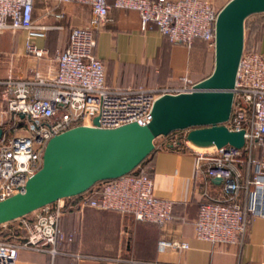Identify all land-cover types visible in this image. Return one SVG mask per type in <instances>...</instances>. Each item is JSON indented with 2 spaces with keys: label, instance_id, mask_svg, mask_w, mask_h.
<instances>
[{
  "label": "built area",
  "instance_id": "obj_1",
  "mask_svg": "<svg viewBox=\"0 0 264 264\" xmlns=\"http://www.w3.org/2000/svg\"><path fill=\"white\" fill-rule=\"evenodd\" d=\"M35 1L0 0V101L4 105L0 113H8L12 124L19 123L13 126L12 137H0V199L25 190L28 179L42 167L47 142L54 135L78 125L95 126L96 118L103 128L132 122L146 125L153 119L157 99L167 93L194 91L198 83L185 77L183 85L173 87L109 85L106 65L95 53V30L107 22L110 2L59 0L90 5L93 26H73L68 46L52 55L34 40L46 36L50 28L36 24ZM114 6L139 11L143 29L154 23L173 43L191 47L200 39L215 50L216 20L221 8L213 0H115ZM6 31L13 35L27 33L23 50L6 51ZM233 90V110L225 124L233 130H246L243 147H199L187 140V130L173 140L185 142L194 150L198 176L224 181L226 197L206 194L200 200L195 233L199 239L227 244L243 243L254 217L264 216V155H255L257 149L264 154V53L246 32ZM239 165L245 167L244 179ZM241 190L247 192L244 204L237 202ZM79 195H83L80 205L131 213L137 220L161 226L173 220L174 201L155 194L154 179L145 163L120 177L99 181ZM71 197L0 224V264H17L22 249L49 252L53 257L70 255L68 247L61 245L71 243L74 235L65 233L61 221ZM163 242L176 250L190 247L178 238ZM74 256L83 257L80 253ZM118 260L155 264L133 258Z\"/></svg>",
  "mask_w": 264,
  "mask_h": 264
},
{
  "label": "crops",
  "instance_id": "obj_2",
  "mask_svg": "<svg viewBox=\"0 0 264 264\" xmlns=\"http://www.w3.org/2000/svg\"><path fill=\"white\" fill-rule=\"evenodd\" d=\"M108 1L111 4L108 20L95 30V53L106 65L109 85L173 87L183 85L185 77L196 83L212 73L213 54L203 41L198 40L191 47L173 43L154 23L143 29L139 11L118 8L114 6L115 0ZM228 1L213 0L219 8ZM58 13L63 16L58 17ZM257 15H264V12ZM92 18V8L87 4L36 0L34 20L36 24L50 28L46 36L34 40L53 55L57 49L68 46L73 26L91 27ZM249 28L258 49L264 53V18L253 19ZM4 37L12 43L9 50L19 51L23 50L27 33L22 31L13 35L6 31ZM3 109L4 106L0 111ZM0 127L2 136L10 138L14 134L13 127H5L2 122ZM168 137L156 139L155 151L146 164L154 179L155 194L174 201L171 222L161 226L137 220L131 213L80 205L83 195L74 196L68 199L67 212L61 221L65 233L74 235L71 243L61 245L68 247L70 255L53 257L49 252L22 249L17 264H126L119 262L120 258L155 264H264L263 215L254 217L243 243H216L196 236L200 200L206 198V194L221 199L226 197L224 181L207 175L198 176L194 150L185 142H174ZM255 155L264 154L257 149ZM238 171L244 179L245 167L239 165ZM246 200L247 192L241 190L237 202L244 204ZM172 238L186 241L190 247L176 250L164 244L163 241ZM76 253L83 257L76 258Z\"/></svg>",
  "mask_w": 264,
  "mask_h": 264
},
{
  "label": "water",
  "instance_id": "obj_3",
  "mask_svg": "<svg viewBox=\"0 0 264 264\" xmlns=\"http://www.w3.org/2000/svg\"><path fill=\"white\" fill-rule=\"evenodd\" d=\"M263 12L264 0H229L216 20L212 73L194 91L157 99L148 124L103 128L96 118L95 126L78 125L51 137L43 165L28 179L25 190L0 199V224L133 171L155 150L157 138L178 130H187V140L199 147H243L246 130L230 129L225 122L233 110L246 20ZM2 133L0 127V137Z\"/></svg>",
  "mask_w": 264,
  "mask_h": 264
},
{
  "label": "rangeland",
  "instance_id": "obj_4",
  "mask_svg": "<svg viewBox=\"0 0 264 264\" xmlns=\"http://www.w3.org/2000/svg\"><path fill=\"white\" fill-rule=\"evenodd\" d=\"M39 9L40 8H38V10ZM255 18H259V19L261 18L262 19V18H264V15L254 14V16L252 15L251 17L247 18L246 26H245L246 35H247V32L250 29L249 25L252 23L253 19H255ZM11 45H12L11 41L4 37L3 46H4L5 49H7L6 51L9 50V46H11ZM211 52H212L213 58H214L213 64L215 65V50H211ZM213 68H214V66H213ZM3 106H4L3 103L0 102V109H2ZM0 122H2L3 126H6V127H13V126L15 127L17 124H19V123H16V125L12 124V120L10 119V116H9L8 113H4V115L0 114ZM183 133H184V131H178L175 134L170 135L168 137V139L169 140H174L175 137H181ZM159 140L160 141L161 140L164 141V138H160Z\"/></svg>",
  "mask_w": 264,
  "mask_h": 264
},
{
  "label": "trees",
  "instance_id": "obj_5",
  "mask_svg": "<svg viewBox=\"0 0 264 264\" xmlns=\"http://www.w3.org/2000/svg\"><path fill=\"white\" fill-rule=\"evenodd\" d=\"M248 38L250 37V36H252V31H250V29H249V31L247 32V35H246ZM198 40H200V39H198ZM198 40H196V41H198ZM195 41V42H196ZM200 41H203V40H200ZM205 44H206V42L205 41H203ZM178 131H183V130H178ZM155 151V150H154ZM153 151V152H154ZM153 152L142 162V163H145L146 164V162H147V160L149 159V157L153 154Z\"/></svg>",
  "mask_w": 264,
  "mask_h": 264
}]
</instances>
